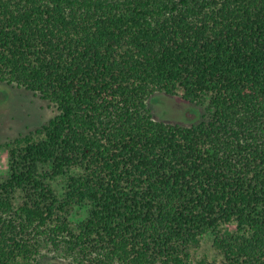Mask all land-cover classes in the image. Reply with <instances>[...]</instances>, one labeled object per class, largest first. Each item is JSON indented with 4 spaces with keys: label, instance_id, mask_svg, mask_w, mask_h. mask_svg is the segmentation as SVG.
Returning <instances> with one entry per match:
<instances>
[{
    "label": "trees",
    "instance_id": "trees-1",
    "mask_svg": "<svg viewBox=\"0 0 264 264\" xmlns=\"http://www.w3.org/2000/svg\"><path fill=\"white\" fill-rule=\"evenodd\" d=\"M0 82L57 110L3 144L0 264H264V0H0Z\"/></svg>",
    "mask_w": 264,
    "mask_h": 264
},
{
    "label": "rangeland",
    "instance_id": "rangeland-1",
    "mask_svg": "<svg viewBox=\"0 0 264 264\" xmlns=\"http://www.w3.org/2000/svg\"><path fill=\"white\" fill-rule=\"evenodd\" d=\"M155 119L190 125L208 119L207 103H191L181 97V92L169 95L156 92L147 100ZM57 112L55 105L37 93L15 84L0 82V175L7 171L8 151L4 143L28 134L45 124ZM86 208L73 210L71 220L82 219ZM213 235L204 234L198 247L191 250V264H219L220 256L212 247ZM38 264H75L62 255L44 249Z\"/></svg>",
    "mask_w": 264,
    "mask_h": 264
}]
</instances>
